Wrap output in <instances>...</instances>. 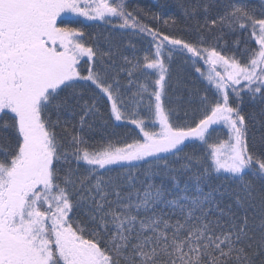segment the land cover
Masks as SVG:
<instances>
[{
  "label": "snow or ice",
  "instance_id": "6c2138e0",
  "mask_svg": "<svg viewBox=\"0 0 264 264\" xmlns=\"http://www.w3.org/2000/svg\"><path fill=\"white\" fill-rule=\"evenodd\" d=\"M0 264H264V0H0Z\"/></svg>",
  "mask_w": 264,
  "mask_h": 264
},
{
  "label": "trees",
  "instance_id": "16d2710c",
  "mask_svg": "<svg viewBox=\"0 0 264 264\" xmlns=\"http://www.w3.org/2000/svg\"><path fill=\"white\" fill-rule=\"evenodd\" d=\"M136 2H138V3L143 5V4L147 3V0H136ZM69 15H71V14H69ZM72 19H74V20L79 19L82 22L81 24H76L74 26H77V27L83 26L87 37L98 38V39L102 40V37L104 35H107V32L105 31V27L106 26L100 25L99 22L85 21L83 18H77V17H72ZM150 23H151V21H150ZM161 24H162V22H161ZM164 30L168 31V29H164ZM174 31H179V29L174 30ZM232 39H235V36H233ZM241 47H243L242 44H241ZM144 48H147V44L144 45ZM229 54H231V53H229ZM173 71H174V73L176 71L175 65H173ZM193 75L195 76L196 74L193 73ZM200 87H201V89H203L204 82H202V81L200 82ZM127 127L131 128L132 126L129 125ZM215 127L217 128V131L213 133L215 139H217L218 136L222 137V138H227V131L225 129H222L221 126H218V127L215 126ZM117 131L120 132L123 135L124 132L126 131V128H124L122 126V127H119L117 129ZM185 151L188 152V153H191L192 149L191 148H187V149H185Z\"/></svg>",
  "mask_w": 264,
  "mask_h": 264
},
{
  "label": "rangeland",
  "instance_id": "374dc122",
  "mask_svg": "<svg viewBox=\"0 0 264 264\" xmlns=\"http://www.w3.org/2000/svg\"><path fill=\"white\" fill-rule=\"evenodd\" d=\"M215 127V126H214ZM218 127V126H217ZM226 130V129H225ZM227 131V130H226ZM213 140H215V138H214V135H212V137H211Z\"/></svg>",
  "mask_w": 264,
  "mask_h": 264
}]
</instances>
